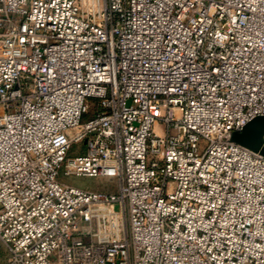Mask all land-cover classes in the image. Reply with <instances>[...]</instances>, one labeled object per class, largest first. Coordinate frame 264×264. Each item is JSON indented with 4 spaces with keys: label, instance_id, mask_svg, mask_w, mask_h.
I'll list each match as a JSON object with an SVG mask.
<instances>
[{
    "label": "built area",
    "instance_id": "obj_1",
    "mask_svg": "<svg viewBox=\"0 0 264 264\" xmlns=\"http://www.w3.org/2000/svg\"><path fill=\"white\" fill-rule=\"evenodd\" d=\"M258 116L264 0H0L5 264H264Z\"/></svg>",
    "mask_w": 264,
    "mask_h": 264
},
{
    "label": "rangeland",
    "instance_id": "obj_2",
    "mask_svg": "<svg viewBox=\"0 0 264 264\" xmlns=\"http://www.w3.org/2000/svg\"><path fill=\"white\" fill-rule=\"evenodd\" d=\"M92 107L88 111L87 116L92 114ZM86 116V117H87ZM77 146H72L70 150V154L74 155ZM64 181L70 183L74 186L99 191V192H113L116 190V182L112 179L104 178V177H87V176H70L64 178ZM119 220L122 222V227L124 232L127 230V219L125 214H120ZM91 232L94 234L95 239L107 240L111 238V230L109 225L102 220L95 219L91 223ZM118 232L116 231V236H118ZM88 239V238H87ZM7 258V249L5 246L0 242V264H5Z\"/></svg>",
    "mask_w": 264,
    "mask_h": 264
},
{
    "label": "water",
    "instance_id": "obj_3",
    "mask_svg": "<svg viewBox=\"0 0 264 264\" xmlns=\"http://www.w3.org/2000/svg\"><path fill=\"white\" fill-rule=\"evenodd\" d=\"M264 116L249 121L241 131L233 132L232 141L258 151L264 156Z\"/></svg>",
    "mask_w": 264,
    "mask_h": 264
},
{
    "label": "crops",
    "instance_id": "obj_4",
    "mask_svg": "<svg viewBox=\"0 0 264 264\" xmlns=\"http://www.w3.org/2000/svg\"><path fill=\"white\" fill-rule=\"evenodd\" d=\"M161 128H162V127H161L160 124L156 125V129H157V130L161 131Z\"/></svg>",
    "mask_w": 264,
    "mask_h": 264
}]
</instances>
